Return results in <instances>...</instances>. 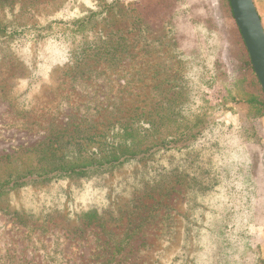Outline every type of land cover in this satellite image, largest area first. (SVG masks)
Segmentation results:
<instances>
[{
  "label": "rangeland",
  "instance_id": "374dc122",
  "mask_svg": "<svg viewBox=\"0 0 264 264\" xmlns=\"http://www.w3.org/2000/svg\"><path fill=\"white\" fill-rule=\"evenodd\" d=\"M104 1L112 0H14L0 11V22L47 27ZM253 1L264 26V0ZM218 9L219 0H122L97 30H119L128 57L117 66L92 65L90 78L76 82L65 74L70 40L59 28L40 42L29 31L5 46L0 158L35 147L51 123L63 124L69 114H147L167 89L186 114L206 112L228 130L194 149L195 165L185 161L209 187L197 200L179 186L169 193V163L186 158L180 155L3 197L0 264H256L264 258V117L244 129L247 112L226 56L239 29ZM166 79L169 88L158 91ZM242 90L254 91L250 83ZM91 212L97 218L82 217Z\"/></svg>",
  "mask_w": 264,
  "mask_h": 264
},
{
  "label": "trees",
  "instance_id": "16d2710c",
  "mask_svg": "<svg viewBox=\"0 0 264 264\" xmlns=\"http://www.w3.org/2000/svg\"><path fill=\"white\" fill-rule=\"evenodd\" d=\"M14 0H0V11L10 7ZM122 0L104 1L96 11L89 12L69 22H55L47 27L26 26L15 29L6 22H0V56L16 36L32 31L37 34L36 42L59 28L65 40H70L68 62L65 74L73 82L84 80L92 65L117 66L128 57L129 47L121 32L107 31L99 25H106ZM217 15L220 18L233 17L229 0H219ZM13 47V44H10ZM16 47V46H15ZM226 56L233 66L237 95L247 112L244 129L253 128L251 119L264 117V93L255 76L252 63L242 36L238 32L228 39ZM252 85L253 92H245L242 86ZM169 88V79L158 86ZM147 114H128L121 117L115 112L92 116L66 115L63 124L51 123L45 139L30 149H20L18 156L0 158V169L6 168L0 177V201L3 197L35 185L59 183L72 179H97L126 166L147 163L162 156H182L177 162L169 163V193L178 186L186 188L191 199L204 197L209 190L202 173H192L185 162L196 164L192 155L204 140H210L216 131L223 128L206 112L186 114L180 102L169 98V89ZM22 161V165H19ZM82 217L97 218L91 212ZM109 264V263H105ZM256 264H264L259 258Z\"/></svg>",
  "mask_w": 264,
  "mask_h": 264
},
{
  "label": "water",
  "instance_id": "95a60500",
  "mask_svg": "<svg viewBox=\"0 0 264 264\" xmlns=\"http://www.w3.org/2000/svg\"><path fill=\"white\" fill-rule=\"evenodd\" d=\"M234 21L264 93V26L253 0H229Z\"/></svg>",
  "mask_w": 264,
  "mask_h": 264
}]
</instances>
